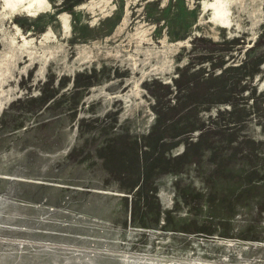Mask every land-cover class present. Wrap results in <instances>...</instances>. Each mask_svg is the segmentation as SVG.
Returning a JSON list of instances; mask_svg holds the SVG:
<instances>
[{
    "label": "rangeland",
    "instance_id": "374dc122",
    "mask_svg": "<svg viewBox=\"0 0 264 264\" xmlns=\"http://www.w3.org/2000/svg\"><path fill=\"white\" fill-rule=\"evenodd\" d=\"M0 264H264V0H0Z\"/></svg>",
    "mask_w": 264,
    "mask_h": 264
}]
</instances>
